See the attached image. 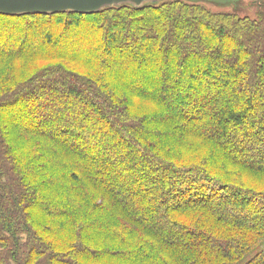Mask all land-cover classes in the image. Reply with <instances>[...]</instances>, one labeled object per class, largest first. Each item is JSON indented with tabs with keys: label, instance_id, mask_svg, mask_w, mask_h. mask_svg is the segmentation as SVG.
<instances>
[{
	"label": "trees",
	"instance_id": "1",
	"mask_svg": "<svg viewBox=\"0 0 264 264\" xmlns=\"http://www.w3.org/2000/svg\"><path fill=\"white\" fill-rule=\"evenodd\" d=\"M259 4L0 14V264H264Z\"/></svg>",
	"mask_w": 264,
	"mask_h": 264
},
{
	"label": "water",
	"instance_id": "2",
	"mask_svg": "<svg viewBox=\"0 0 264 264\" xmlns=\"http://www.w3.org/2000/svg\"><path fill=\"white\" fill-rule=\"evenodd\" d=\"M162 0H0V14L16 16L31 14H57L74 12L79 14L99 13L106 8L131 5L143 8L157 5ZM193 2H218L219 0H188ZM236 3V0H230ZM225 2V1H224Z\"/></svg>",
	"mask_w": 264,
	"mask_h": 264
},
{
	"label": "rangeland",
	"instance_id": "3",
	"mask_svg": "<svg viewBox=\"0 0 264 264\" xmlns=\"http://www.w3.org/2000/svg\"><path fill=\"white\" fill-rule=\"evenodd\" d=\"M162 1H165V0H162ZM262 1L264 2V0H236L235 1L236 3H233V1H230V0H219L218 2L217 1L216 2L198 1V3L199 2L203 3L206 7H208L209 9L215 10V11H232V12H236V14L239 13L242 15H249V16L257 18L259 16L260 11L262 10V7L259 4ZM22 26L24 25L22 24L16 25L15 26L16 30L10 31L9 34H12V35H8L5 39V42L9 43L14 38L21 35L22 32H19V31H21ZM68 48L72 50V52L74 51L72 47H67L66 49ZM2 67L3 65L0 64V70L2 69Z\"/></svg>",
	"mask_w": 264,
	"mask_h": 264
}]
</instances>
